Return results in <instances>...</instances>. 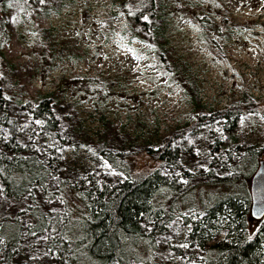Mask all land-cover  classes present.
I'll use <instances>...</instances> for the list:
<instances>
[{
	"label": "rangeland",
	"instance_id": "rangeland-1",
	"mask_svg": "<svg viewBox=\"0 0 264 264\" xmlns=\"http://www.w3.org/2000/svg\"><path fill=\"white\" fill-rule=\"evenodd\" d=\"M0 1L4 9L0 61L8 73L0 81L1 109L7 123L20 131L32 117L25 105L50 95L57 131L64 139L61 144H50L48 135L43 140L53 149L48 152L56 172L51 187L60 175L77 187L89 182L85 178L80 183L82 176L92 177L100 189L122 181L124 173L111 167L106 151L124 153L128 168L138 175L158 169L173 178L176 188L185 185V175L232 174L247 147L262 149L254 171L264 161V0H159L162 21L156 22L165 42L159 48L130 33L123 35L125 15L115 0H57V8L49 6L43 12L39 5L32 13L21 0ZM168 55L193 82L206 106L209 116L203 122L197 123L183 80L166 68ZM87 78L94 80L75 82ZM246 96L255 98L261 110L242 113L235 129L226 133L224 120L212 113L241 98L245 102ZM215 138L223 143L220 148L214 146ZM165 140L172 151L176 149L175 156L160 162L148 155ZM10 148L0 141V150L11 154ZM245 163L234 189L242 183L240 190L247 188L250 193L253 161ZM234 189L232 184L207 187L203 195L195 196L196 201ZM36 193L54 218L43 233L29 236L28 217L21 215L23 233L15 264H62L58 249L46 245L58 236L63 201L45 199L40 188ZM21 204L5 202L0 192V214L14 213ZM175 213L156 238L151 256L146 259V251L140 249L139 259L125 264L203 263L205 248L189 236L201 214L191 208ZM263 219L253 218L249 206L248 233L255 232ZM152 223L143 218L142 231L149 232ZM215 225L207 230L215 233L207 246L225 238L227 220L219 218Z\"/></svg>",
	"mask_w": 264,
	"mask_h": 264
},
{
	"label": "trees",
	"instance_id": "trees-1",
	"mask_svg": "<svg viewBox=\"0 0 264 264\" xmlns=\"http://www.w3.org/2000/svg\"><path fill=\"white\" fill-rule=\"evenodd\" d=\"M21 1L29 7L31 13L39 5L43 12H47L49 6L57 8V0H50L46 5L41 0ZM114 2L125 15L123 35L130 33L141 40L154 43L156 48L163 47L165 42L160 33L161 25L156 22L157 19L162 21L161 1ZM1 5L0 11L4 12ZM202 24L205 25V21ZM168 59L166 68L173 71L174 77L183 80L182 83L187 86V93L191 97L189 102L193 106L197 123L203 122L209 115L205 112L206 106L197 97L198 91L191 80L185 79L187 76L184 71L179 72L180 67L176 61L169 55ZM5 74H8L5 65L0 61V81L5 78ZM93 80L77 79L75 82L83 85ZM245 98V102L241 98L227 108L212 113L213 118L224 120L223 129L226 133L235 129L242 113L261 110V105L255 98ZM50 102L49 94L40 95L34 102L29 101L25 107L32 115L31 121L26 127H21L20 131H15L7 123L8 117L1 109L0 99V141L6 148L11 147V154L0 150V192L5 202L22 203L14 213L0 214V264H15L23 233L21 215L28 217L25 229L29 236L43 233L54 218L40 203L36 188L41 189L45 199L59 198L63 201L64 210L58 236L46 245L48 248L58 249V253L62 255V264H125L130 260H138L140 249L146 251L145 258L148 259L156 249V238L165 229V223L174 217L175 212L181 214L187 208L196 209L201 214L200 218L193 221L189 236L198 240L200 246L205 248L202 264H264V219L255 232L248 233L245 217L251 204L250 193L247 188L245 191L240 190L242 183L239 189H234L241 180L240 167L246 165L247 159L253 161L249 175L254 171L257 159L262 153L261 147L245 148L240 160L232 167V174L209 172L198 176L185 175L187 181L179 188L173 186V178L162 175L158 169L138 175L128 168L124 153L106 151L111 167L124 173L125 178L122 181L100 189L92 177L82 176L78 178L80 183L85 178H89V182L85 186L77 187L68 176L60 175L53 188L50 181L56 177V172L48 157L53 149L43 140L46 135L50 144H61L64 139L58 134L57 120ZM169 143L165 140L159 149L149 150L148 155L160 162L175 156L176 149L172 151ZM222 144L215 138V147L220 148ZM41 146L46 151H42ZM220 184H232L235 191L210 193L206 200L200 203L196 201L195 196L203 195L205 188ZM196 186L201 189L194 190ZM143 218L153 221L147 233L141 229ZM219 218L221 221L227 220L225 238L207 246V242L215 234L207 233V230L217 228L215 222Z\"/></svg>",
	"mask_w": 264,
	"mask_h": 264
},
{
	"label": "water",
	"instance_id": "water-1",
	"mask_svg": "<svg viewBox=\"0 0 264 264\" xmlns=\"http://www.w3.org/2000/svg\"><path fill=\"white\" fill-rule=\"evenodd\" d=\"M250 213L255 219L264 216V161L260 160L251 177L250 183Z\"/></svg>",
	"mask_w": 264,
	"mask_h": 264
}]
</instances>
